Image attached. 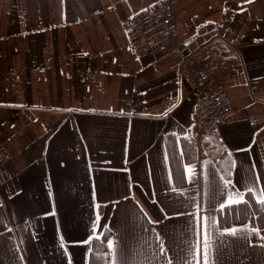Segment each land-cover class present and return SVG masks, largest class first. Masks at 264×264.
<instances>
[{
	"label": "crops",
	"instance_id": "obj_1",
	"mask_svg": "<svg viewBox=\"0 0 264 264\" xmlns=\"http://www.w3.org/2000/svg\"><path fill=\"white\" fill-rule=\"evenodd\" d=\"M156 1L0 0V264H89L106 230L105 264H204L205 237L208 264H264V228L217 216L264 200V0H171L178 48L135 55ZM187 59L233 104L208 132Z\"/></svg>",
	"mask_w": 264,
	"mask_h": 264
},
{
	"label": "built area",
	"instance_id": "obj_2",
	"mask_svg": "<svg viewBox=\"0 0 264 264\" xmlns=\"http://www.w3.org/2000/svg\"><path fill=\"white\" fill-rule=\"evenodd\" d=\"M127 47L135 54H153L171 45L178 48V31L171 0H158L134 11L126 23ZM182 71L197 89L190 128L198 133L216 129L232 112L231 99L220 85H210L211 73L203 60L187 59ZM10 152L0 139V165Z\"/></svg>",
	"mask_w": 264,
	"mask_h": 264
},
{
	"label": "trees",
	"instance_id": "obj_3",
	"mask_svg": "<svg viewBox=\"0 0 264 264\" xmlns=\"http://www.w3.org/2000/svg\"><path fill=\"white\" fill-rule=\"evenodd\" d=\"M222 152H218L215 159H219L218 165L226 178L230 174L231 162L223 157ZM261 200L255 199V197L247 193L245 199L236 203L226 205L223 208L218 209L217 216L220 226H227L231 224L249 222L260 228H264V203ZM108 232H103L102 236L94 238L93 248L90 255L89 264H105V257L103 253H108V247L106 244Z\"/></svg>",
	"mask_w": 264,
	"mask_h": 264
},
{
	"label": "snow or ice",
	"instance_id": "obj_4",
	"mask_svg": "<svg viewBox=\"0 0 264 264\" xmlns=\"http://www.w3.org/2000/svg\"><path fill=\"white\" fill-rule=\"evenodd\" d=\"M228 183H231L230 181H225V185L227 186ZM237 201H233V203H235ZM261 203H264V200H261L260 201ZM223 207V205H222ZM236 229H231V230H225V232H228L229 234H232V235H235L236 233ZM253 231H256V229H253ZM108 246L111 248L112 247V242L109 241L108 242ZM208 247H209V242H208V239L207 237H205V256H204V264H208V257H207V251H208Z\"/></svg>",
	"mask_w": 264,
	"mask_h": 264
}]
</instances>
